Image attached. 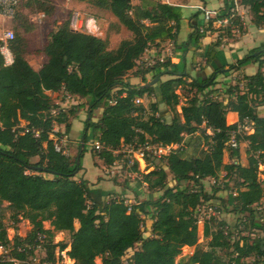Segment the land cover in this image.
<instances>
[{"label": "trees", "instance_id": "trees-1", "mask_svg": "<svg viewBox=\"0 0 264 264\" xmlns=\"http://www.w3.org/2000/svg\"><path fill=\"white\" fill-rule=\"evenodd\" d=\"M36 1L44 14L53 13L50 1ZM78 1L111 11L133 37L110 48L108 38L76 30L71 20H66L49 34L40 51L47 61L39 70L26 58V39L20 34L10 41L12 64L5 63L0 51V205L7 204L16 222L27 219L32 225L27 237H14L12 256L27 257L17 246L45 234L44 254L54 264L56 249L62 251L69 246L75 264H97V257L102 258L103 264H248L245 259L250 256L256 257V264H264V235L252 237L251 232L247 233L249 226L264 230V171L260 169L264 166V115L258 112L264 106V43L230 65V69H236L258 63L255 74L244 75L222 91L211 89L217 83L214 75L206 79L192 77L180 72L170 58L158 60L151 67L140 66V59L151 45L166 40L177 42L185 19L182 6L164 0ZM239 1L249 7L254 24L264 26V0ZM21 3L22 0L18 9ZM232 6L234 0H225L223 14L215 15L204 31L199 24L190 22L193 29L184 50L189 46L195 50L202 48L206 31L218 30L219 38L203 55L211 62L216 48L222 44L221 30H228L230 37L235 28L231 23L220 29L212 26ZM203 13L199 7L191 20L198 22ZM239 28L240 32L245 31L242 26ZM135 67L137 77L142 79L137 84L126 79ZM167 69L173 77L162 80L160 75ZM149 75L160 79L155 85L143 86ZM241 82L244 85L240 86ZM178 90L190 93L182 104ZM47 91H64L88 100L84 146L80 144L75 159L56 151L50 136L57 135L55 123L64 125V133L71 131L70 117L77 114L78 107L62 108L53 115L52 110L60 105ZM145 96L155 100L148 106L135 102L136 98ZM160 104L172 111L170 120L161 115ZM99 108L103 111L98 121H94L92 113ZM229 111L238 112L239 121L249 118L254 123V132L239 136L237 147L229 143L231 131L237 127V123L227 122ZM22 121L25 127L21 126ZM34 128L40 130L39 135ZM197 133L196 143L206 146L200 155L185 157L180 149H174L162 157L165 165L153 164L150 172L142 174L140 184L147 182L151 191L162 192L157 198L137 204H129L117 195L96 200L91 196L90 181L77 177L83 169L82 159L90 138L98 137L104 144L99 155L111 165L117 157L108 148L116 149L122 142L150 140L163 145L180 144L186 135ZM245 140L248 142L246 164L240 160V144ZM226 151L228 162L224 161ZM35 157L38 160H33ZM133 170L138 171V165ZM222 171L229 180H235L231 206L240 214L236 226L243 227L231 230L221 221V226L212 230L205 223L204 234L211 239L204 249L198 245V208L216 197L205 190L204 180L216 179ZM169 174L176 181L173 186L167 182ZM143 215L153 220L152 233L147 237ZM76 220L80 223L78 229ZM47 221L50 228L45 227ZM61 231L70 233V242L54 241L56 233ZM10 242L7 227L0 220V244ZM185 245L195 246V250L186 259L177 261ZM129 249L135 250L125 261ZM223 249L229 251L228 259L221 255ZM0 264L13 263L0 259Z\"/></svg>", "mask_w": 264, "mask_h": 264}, {"label": "rangeland", "instance_id": "rangeland-1", "mask_svg": "<svg viewBox=\"0 0 264 264\" xmlns=\"http://www.w3.org/2000/svg\"><path fill=\"white\" fill-rule=\"evenodd\" d=\"M50 1V5L53 6V13L52 14H44L43 11L40 10L39 4L36 0H22V3L18 9L17 14L12 20H7L5 25H0V31L3 30V28H11L14 30L15 35L20 34L26 39V57L30 61H37L38 63H41V56L43 53L40 51L43 49V47L46 45L49 34L57 29V27L66 20H71L73 14L78 11L85 15V17L89 20H95L98 31L96 33H92L95 35H98L103 38H108L109 40V46L110 48H116L118 44L123 39H130L133 37L132 32L129 31L125 26L119 23V20L111 13V11L99 8L95 5H93L90 2L85 1H78V0H48ZM140 0H132L133 3H137ZM171 2H180V0H170ZM212 0H208L207 7L212 8L211 3ZM213 2H217V0H213ZM245 7V22L242 25V27H246V23H253V17L252 13L250 12L249 7ZM199 7H197L198 9ZM193 9L184 8L183 13L185 17L192 11ZM194 13H191L189 16L192 18H195ZM44 14V15H43ZM200 18H204L203 14H201ZM187 22V18H185L182 21V32L181 36H178L177 41L181 43V39H183L184 34L186 33V28L189 24V28H191L190 22L194 21L191 20ZM188 23V24H187ZM224 27V26H223ZM213 29H220L221 26L215 25L212 26ZM86 29V28H85ZM86 32H89L85 30ZM218 31V30H216ZM223 31V38H236L237 34H240L242 32H236L235 34L232 33V36L229 37L228 30ZM90 33V32H89ZM219 36H217L218 38ZM222 38V39H223ZM223 41V40H222ZM172 43V44H171ZM174 41L172 40H166L163 42H160L158 44H153L149 47V49L145 52L143 57L140 59L141 67L146 68L147 66H152L155 64H149V60L151 57H155L156 60L160 58L161 55H164V59L170 58L172 60V56L175 55V52L177 50V47L175 45ZM182 45V43L180 44ZM150 49H155V52L150 51ZM196 51V50H195ZM155 54V55H154ZM157 54V55H156ZM197 55V54H195ZM189 61L190 66V58L187 60ZM185 63L186 61L183 60L179 71L184 72L185 69ZM198 64L199 62H195ZM231 65V64H230ZM230 65L228 66V71H231V74L234 73V69H230ZM137 67H135L133 70L128 72L126 75V79L129 81H133L136 84L141 83L142 79L141 77H137ZM164 74V73H163ZM161 74V78L164 76ZM159 76V77H160ZM152 75L148 76V82L151 81L153 78ZM229 79V78H228ZM243 76L240 74H237L235 77H231L232 82L230 84H236L238 80H242ZM147 83V82H146ZM145 84V83H144ZM244 85V83H240V86ZM179 93H181V104L186 100V95L189 93L187 90H178ZM190 94V93H189ZM224 98V96H221V98ZM55 102H57L56 97H52ZM144 98V104L148 106L151 101H153V97H143ZM155 98V97H154ZM60 100H63L66 102L64 106L60 105L63 109L69 110L73 107H78L77 114L75 116L70 117V121H72L74 118V126L73 130L71 128V131L73 133L72 136L69 134V142L67 146V150L73 151L66 155L71 157V159H75L76 155L79 152L80 144L83 142V130L85 128V120L89 116V103L86 98H78L77 96L67 97L61 96L59 97ZM180 106H178V110L180 111ZM166 109V117L167 119H171L173 113L169 110V108L166 105H163V108ZM60 108V109H62ZM82 111V112H81ZM102 109H96L92 113V120L98 121V119L101 116ZM259 113L264 114V106L260 107L258 110ZM81 113V114H79ZM61 126V124L55 123V131L57 133V137L62 136L63 132L61 130H56L57 127ZM65 129V128H64ZM91 130V129H90ZM209 132V131H208ZM248 147V142L242 141L240 144V149L243 151L241 155L240 160H246L247 154L246 149ZM130 148H133L134 152L137 151V144L134 146L124 145L122 146V152L119 156V158L111 165L106 164L104 159L100 157L98 151L94 145L93 140L89 139L88 144L86 146V152L82 159L83 169L79 172L77 175L78 179L85 178L90 181H96L101 182V180L108 179L115 185L120 186V190L128 194V196H123L119 194V197L128 199L131 201H128L132 204H137L138 201H143L148 198H157L159 197L162 192L161 191H151L148 186H144L142 190L144 191L143 194L139 197H137V183L139 180H141L142 176H137V172L133 171V165L131 164L132 159V153H130ZM173 149H179V146L173 147ZM98 160L102 163V172H98L95 168V161ZM147 164L149 165L145 173L150 172L153 169V164H159V165H165L163 162V158H159L157 156H154L153 154L148 153L147 157ZM33 160H38V157L33 158ZM224 161L228 162L230 161V158L228 156V151L225 152ZM97 163V162H96ZM99 164V163H97ZM141 167L143 168L144 165L142 164ZM260 169L264 171V166H261ZM98 173H100L98 175ZM49 174H47L48 176ZM226 172L222 171L218 178H208L204 180V187L205 190L209 193H215L216 197L212 199L211 201L204 202L200 208L201 210L198 212V229H199V240L198 245L201 248H208V243L211 239V237L206 236L204 234V226L205 223H209L212 230H216L219 226H221V221L226 222L228 227L231 230H237L239 226H236L238 223V216H240L239 213H236L234 210H232L231 206V198L230 194L231 192L236 188L235 187V180L234 179H228L226 176ZM264 177V175H262ZM167 182L170 186L175 185L176 181L174 180L172 175H169ZM187 183V182H186ZM185 183V184H186ZM215 189H219L217 192H214ZM144 217V224H143V231L144 234L147 232L148 227L146 224V220H148V216ZM0 220L6 225L8 235L11 237L20 236L22 238H25L28 236L32 229V225L27 219H21L20 221L16 222L13 219L11 210L7 207V204L4 203L0 205ZM50 223L49 221L45 222V227L50 228L48 225ZM77 220L75 221V226H77ZM242 225V224H240ZM48 226V227H47ZM243 227V225H242ZM249 231L247 233L251 232L252 237L262 236L264 235V230H261L256 227L249 226ZM151 235V234H150ZM71 236L70 233L67 231H61L57 232L56 236L54 237L55 242H70ZM31 244L30 241H28ZM45 242V241H44ZM33 243V242H32ZM135 249H131L127 251V254L124 256L125 259H128L133 253ZM195 246H192V249L182 250V253L177 257V261H180L181 259L188 257L192 254V251L194 252ZM69 251L70 246L66 248L65 250H62V252H59V248L56 249V258L57 263H62L63 261H66L70 264L71 261H69ZM220 251V250H219ZM44 246L41 250H39V257L44 255ZM11 251H9L6 255L10 254ZM221 255L225 257V259H228V253L229 251H225V249L220 251ZM64 254L66 256H64ZM70 256V255H69ZM246 263L248 264H256V257L250 256L245 259ZM97 264H103L102 258L97 257L96 258Z\"/></svg>", "mask_w": 264, "mask_h": 264}, {"label": "crops", "instance_id": "crops-1", "mask_svg": "<svg viewBox=\"0 0 264 264\" xmlns=\"http://www.w3.org/2000/svg\"><path fill=\"white\" fill-rule=\"evenodd\" d=\"M164 1L170 2L173 4H178V5L182 6L183 9L185 7L188 9H193L187 15V17H185V15L183 13V16L185 18H187V20L190 17L189 15L191 13H194V11L197 10V7H201V8L205 7L211 11H215V12L217 11V12H221V13L224 12L223 10L225 7V0H217V2H213V0H212V2H210L212 5V8L207 7L208 0H205V1H202V0H180V2H171L170 0H164ZM240 12H243L244 14H246L244 6L240 7ZM192 23L194 25L199 24L201 29L203 28V31L205 30V27L208 26V24L205 22L204 18H199L198 22L193 21ZM246 25L247 26L244 27L245 31L240 33V34H237L236 38H228V37L223 38L222 44L218 48H216L217 49L216 56L212 59L211 62H208L207 56H203V55H205L207 53V49H208L209 45L211 43L215 42L219 38V37L217 38V36H219V31H216V30L215 31H213V30L206 31V37L201 40L202 48H199L198 50L195 51V49H192V47L189 46L188 50L185 51L184 50L185 46L190 41V33L193 29L192 27L189 28V24H188V26L186 28V33L184 34L183 39H181L182 45H180L181 43L179 41H177L176 43L174 42L176 47H177V50L175 52V55L172 56L173 63L176 64V68L179 70V67H180L182 61L185 60L186 63H185L184 73H188L190 76L195 77V78L199 77V78L206 79L209 76L214 75V78L217 81V83L214 87H211V89L217 88L220 91L224 90L232 82L231 77H235L237 74H240L242 76L255 74L258 71L259 66H258V63H254V62H251L247 65H244V66H241L239 68L234 69L233 74H231V71H228L229 70L228 66L230 64H233V63L236 64L237 61L239 59L243 58L246 54H248L249 51H251L253 48L264 43V26H258L256 24L249 23V22L246 23ZM181 32H182V28H181V31H180L178 36H181ZM236 32H239V31H238V29L234 28L233 33L235 34ZM150 51L155 52V49H150ZM195 54H197V55H195ZM161 56H164V55H161ZM41 58H42L41 63H38L37 61H30V60H28V61L31 63V65L36 70H39L42 67V65L47 61V56L45 54H42ZM189 58H190V66H189V61H187ZM196 61L199 63L196 64L195 63ZM164 71H165V72H163L164 74L162 73L164 75L161 78L162 80H167V79L173 77V76H171V71L169 69L164 70ZM152 75H154V73ZM47 93L49 95H51L52 97H56L58 100L57 103L59 105H62V106H64L66 104V102H64L63 100H60L59 97L66 96V95H67V97L68 96L72 97L70 94H67L64 91H60V92L47 91ZM216 94L217 93H215V95ZM142 100L144 103V98H142ZM154 100H155V98L153 97V101ZM163 105H165V104H160L161 115H165V113H166V109H165V107L163 108ZM102 111H103V109H102ZM79 114H81V113H79ZM259 114L264 115L261 113H259ZM165 117H166V115H165ZM74 119L72 120V130H73V126H74ZM239 119L240 118H239L238 112L229 111L227 113V122L229 124L237 123L239 121ZM24 124H26L25 121H22L21 125L24 126ZM64 128L65 127L62 124L61 126L57 127L56 130L59 129V130H61V132L64 133V131H65ZM54 130H55V128H54ZM90 132H91V130H90ZM210 132L211 131L209 130L208 133H210ZM66 134H69L70 136L73 135L72 132H69ZM198 134L199 133H197L195 135H186L184 137V140L182 141V143L175 144V146H179V149L182 151L183 156L191 157L194 155L195 156L200 155L202 153L203 148H205L206 146H204L203 143H201V144L196 143V135H198ZM50 137L52 139L57 138V136L55 134H51ZM90 139L93 140V142H94L96 139H98V137L90 138ZM83 140H84V138H83ZM87 144H88V142H87ZM70 152H73V151L69 150L68 153H70ZM242 153H243V151H241V155H242ZM96 162L99 164H97ZM242 162L246 164L247 159L245 161L242 159ZM95 165H96L95 168L98 172L103 171L102 170L103 165L98 160V158L95 161ZM165 168L168 171V168L166 166H165ZM99 174L100 173H98V175ZM44 175L47 176V174H44ZM169 175H171V174H169ZM47 177H51V175H48ZM84 178H85V176H84ZM143 187H144V185L142 183L141 184L139 182L137 183V197H139L143 194V192H144L142 190ZM90 190H91L92 198H95L96 200H107L110 195L119 196V194H121V195L124 194L123 196H128V194L126 195V193H124L123 191L120 190L119 185H115L114 183H112L108 179H105V180L103 179V180H101V182H96V181H93L90 179ZM126 200L131 201L128 199H126ZM152 223H153V220L149 217L148 220H146V224H147V226H149L147 232L144 234L146 237L150 236V234L152 233ZM48 224H49L48 226L51 227V224L50 223H48ZM77 224L78 225L75 227L78 229L80 226V223L78 220H77ZM185 249L190 250V249H192V246H186ZM129 250H131V249H129Z\"/></svg>", "mask_w": 264, "mask_h": 264}, {"label": "built area", "instance_id": "built-area-1", "mask_svg": "<svg viewBox=\"0 0 264 264\" xmlns=\"http://www.w3.org/2000/svg\"><path fill=\"white\" fill-rule=\"evenodd\" d=\"M20 2L21 0H0V25L1 24L5 25L7 20H12L15 17ZM242 6L243 4H241L239 0H234V6H232L230 10L226 12L227 15L223 17L222 19H220L218 22H214V24L225 27L226 25L231 23L235 25V28L238 29V31L240 32L239 27H241L245 22V14L243 12H240V7ZM202 9L204 10L203 16L207 24H209V22L215 15L219 13L223 14L221 12L211 11L205 7ZM71 26L72 28L79 30V31H83V32H86L84 31L85 28H86L85 30L89 31L90 33H96L98 31V26L95 20L87 19L84 14L78 11H76L71 18ZM201 31H203V28L201 29ZM14 38H15V32L11 28H3V30L0 31V51L4 55L5 63L8 65L12 64L14 60V56H13V53L10 47V41ZM158 60L163 61L164 57L160 56ZM156 63H157L156 58L151 57V59L149 60V64H156ZM135 102L139 104V103H143V100L142 98H136ZM60 108L62 107L59 106V107L54 108L52 110V114L57 115L60 111ZM25 126L26 124H24V126L22 127H25ZM28 130L29 129H26V131ZM32 130L36 133V135H39L40 133L39 129L34 128ZM253 132H254V123L251 119L245 118L242 121H238L237 127L231 131L230 141H229L230 146L237 147L239 144V139H238L239 136L248 135ZM68 142H69V135L66 133H63L62 136H59L56 139H54L55 150L65 155L68 154V150H67ZM135 144H137V151L134 152L133 148H130V153H132L131 164L133 165V167L135 165H138V171L137 170L135 171L137 172V176L139 175L142 176V174L145 173L146 170L148 169L147 168L148 164L146 160L148 153L161 158L164 155L169 154L172 150H174L173 147H177L175 146V144L163 145V144L153 143L150 140H145L143 142H139L138 140H135L134 142H131L129 144L122 142L120 146L116 149H111V148H108V149L112 151L113 155L116 156L118 159L122 152V146L124 145L134 146ZM93 145L98 151H101L102 149L105 148L104 144L99 139H96L93 142ZM142 164L144 165L143 168L141 167ZM142 184L144 186H148L147 182H142ZM236 194H237L236 192H233V195H236ZM126 202L129 203L127 200ZM129 204H132V203H129ZM200 210L201 208L199 207L198 211ZM238 226L239 227L237 230L242 228V225H238ZM9 239L11 240L9 244L7 245L0 244V259L9 260L13 264H54L53 262L47 259L45 254L42 257L41 256L39 257V250L42 249L45 243L44 242L46 239L45 234H39L35 238L33 243L31 242L32 245H30L29 242H26L25 244H20L17 246V250L19 252L27 254V257H25L24 259L13 257L11 254L12 252L6 255L9 251H12L14 249V237L9 236ZM186 246L188 245H185L182 248V250H184ZM59 252H62V251L59 250ZM64 256L66 255L64 254ZM124 260L127 261L125 257H124ZM69 261H71L70 264H75V261L71 259L70 257H69ZM58 264H69V263H67L66 261H63L62 263H58Z\"/></svg>", "mask_w": 264, "mask_h": 264}, {"label": "water", "instance_id": "water-1", "mask_svg": "<svg viewBox=\"0 0 264 264\" xmlns=\"http://www.w3.org/2000/svg\"><path fill=\"white\" fill-rule=\"evenodd\" d=\"M159 79H160V77L157 76V77H155L154 79H152L151 81L145 83L143 86L148 87V86L155 85V84L159 81ZM83 146H84V143H82V148H83ZM79 161H80V155H79V157H78V163H79Z\"/></svg>", "mask_w": 264, "mask_h": 264}]
</instances>
